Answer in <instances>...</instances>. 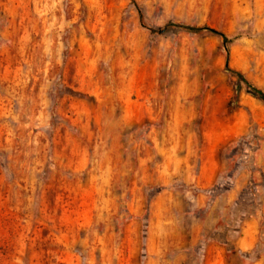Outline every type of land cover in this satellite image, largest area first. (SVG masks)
Returning <instances> with one entry per match:
<instances>
[{
	"label": "rangeland",
	"instance_id": "obj_1",
	"mask_svg": "<svg viewBox=\"0 0 264 264\" xmlns=\"http://www.w3.org/2000/svg\"><path fill=\"white\" fill-rule=\"evenodd\" d=\"M170 24L264 92V0H0V264H264V105Z\"/></svg>",
	"mask_w": 264,
	"mask_h": 264
},
{
	"label": "crops",
	"instance_id": "obj_2",
	"mask_svg": "<svg viewBox=\"0 0 264 264\" xmlns=\"http://www.w3.org/2000/svg\"><path fill=\"white\" fill-rule=\"evenodd\" d=\"M207 155V161L211 160L209 164L208 171L201 174L199 177L195 180V186L200 189H207L213 187L216 182V176H217V164L213 163V154L208 153ZM211 156V157H210ZM251 175L249 173L241 174L236 178V180L233 182V186L231 189H228L225 191V196H223L220 201L226 204V206L234 205L236 207H240L241 205V196L242 193L248 188V185L251 183ZM254 190V189H253ZM254 196V195H253ZM202 199H198L197 204L199 207L202 208ZM243 202V200H242ZM218 201H215V203L212 205L211 208H207L205 214V218L203 222L197 223L195 225V231L197 230V236L196 238L199 240V231L201 229H205L207 231V234H209V231H213L217 227V218H216V210H218L219 205ZM244 226L241 231V235L239 236L235 249L239 250L240 252L248 251L253 247L254 244V232L257 228V222L254 220L253 217L248 218L244 221ZM197 226V227H196ZM205 264H209V247L206 249L205 254Z\"/></svg>",
	"mask_w": 264,
	"mask_h": 264
},
{
	"label": "trees",
	"instance_id": "obj_3",
	"mask_svg": "<svg viewBox=\"0 0 264 264\" xmlns=\"http://www.w3.org/2000/svg\"><path fill=\"white\" fill-rule=\"evenodd\" d=\"M136 10H137V13L139 15V20H140L141 26L144 29L148 30L151 33L158 30L155 27L147 25L145 18L143 17L140 9H136ZM169 27L183 31L185 33H189V34H195V35L196 34H210V35L217 37L222 43V53H223V57L225 59V72L231 78L235 79L237 90L238 91H240L241 89L244 90L245 93H247L251 97L259 100L264 105V92L257 89L255 86H253L240 73L232 71L231 69L228 68L229 47L233 43L234 39L231 40L228 37H226L225 35H223L222 33H219V32H217L213 29H210L208 27L196 28V27H187V26L173 25V24H170ZM252 169L254 170V167ZM250 175H251L252 180H251V183L248 185V188L246 190L251 193V186H252V183L254 182L255 172L251 171ZM242 196H243V193H242ZM242 196H241V203H242V200H244V198Z\"/></svg>",
	"mask_w": 264,
	"mask_h": 264
}]
</instances>
